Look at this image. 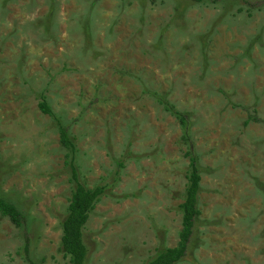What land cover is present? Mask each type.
<instances>
[{"label": "rangeland", "instance_id": "1", "mask_svg": "<svg viewBox=\"0 0 264 264\" xmlns=\"http://www.w3.org/2000/svg\"><path fill=\"white\" fill-rule=\"evenodd\" d=\"M191 145L201 215L178 264H264V0H0V196L27 223L0 214V264H71L74 170L105 187L86 264L176 248Z\"/></svg>", "mask_w": 264, "mask_h": 264}, {"label": "trees", "instance_id": "2", "mask_svg": "<svg viewBox=\"0 0 264 264\" xmlns=\"http://www.w3.org/2000/svg\"><path fill=\"white\" fill-rule=\"evenodd\" d=\"M43 114L52 116V110L46 100L40 105ZM183 127H188L187 118L184 115L175 113ZM253 120L258 121L256 117ZM249 121V120H248ZM262 123V121L259 120ZM248 124V122L246 123ZM188 134V133H186ZM62 144L69 148L72 147L69 139L68 130L61 127L60 130ZM189 158L191 172L188 176V185L186 188V199L182 205L183 220L180 233L179 244L176 248L168 249L160 253L155 259L147 264H178L188 256L191 241L193 239L196 222L201 215L198 208L201 175L194 151L191 149L186 153ZM76 188L73 191L70 200L68 214L63 222V236L61 240L64 254L70 258L71 264H86L88 249L84 242V228L88 223L91 213L95 210L105 193V187L98 186L94 189H88L78 182L77 174L73 172ZM0 214L8 218L16 227L22 228L26 223L25 216L18 206L0 196ZM26 252H29V241H27Z\"/></svg>", "mask_w": 264, "mask_h": 264}]
</instances>
